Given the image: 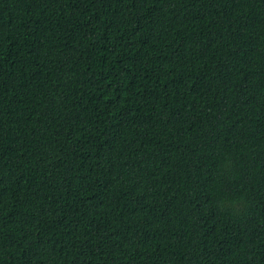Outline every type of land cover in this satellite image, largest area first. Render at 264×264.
<instances>
[{"label":"trees","instance_id":"obj_1","mask_svg":"<svg viewBox=\"0 0 264 264\" xmlns=\"http://www.w3.org/2000/svg\"><path fill=\"white\" fill-rule=\"evenodd\" d=\"M0 264H264V0H0Z\"/></svg>","mask_w":264,"mask_h":264}]
</instances>
